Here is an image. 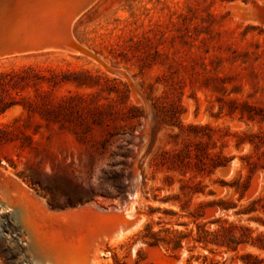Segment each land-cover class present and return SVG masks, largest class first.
I'll return each mask as SVG.
<instances>
[{
    "label": "rangeland",
    "instance_id": "374dc122",
    "mask_svg": "<svg viewBox=\"0 0 264 264\" xmlns=\"http://www.w3.org/2000/svg\"><path fill=\"white\" fill-rule=\"evenodd\" d=\"M83 1L1 4L0 264H264V0Z\"/></svg>",
    "mask_w": 264,
    "mask_h": 264
},
{
    "label": "water",
    "instance_id": "95a60500",
    "mask_svg": "<svg viewBox=\"0 0 264 264\" xmlns=\"http://www.w3.org/2000/svg\"><path fill=\"white\" fill-rule=\"evenodd\" d=\"M5 0H0V12L2 11L1 9V4L4 2ZM94 0H84L83 2L73 5L67 9L64 10V12L62 13L59 21L60 24L62 26H67L69 27L71 25V23L74 21V19L79 16L82 12H84L89 5L93 2ZM235 9H237L240 14L242 15H246V9L242 8L238 5L234 6ZM60 48V45H55V44H51L45 37V35H43L42 33H37L34 36H31L30 38L27 39L26 41V45L20 50L22 52H30V51H42V50H46L49 48Z\"/></svg>",
    "mask_w": 264,
    "mask_h": 264
},
{
    "label": "trees",
    "instance_id": "16d2710c",
    "mask_svg": "<svg viewBox=\"0 0 264 264\" xmlns=\"http://www.w3.org/2000/svg\"><path fill=\"white\" fill-rule=\"evenodd\" d=\"M145 237H149V238H151V239H153L152 241H147V243L148 244H150V245H153V244H156L158 241H160V240H158V238L156 237V234H154V233H150V232H148V234L145 236ZM203 240V238H201L200 236H199V240ZM246 256H248V257H251L250 255H246Z\"/></svg>",
    "mask_w": 264,
    "mask_h": 264
},
{
    "label": "bare ground",
    "instance_id": "6f19581e",
    "mask_svg": "<svg viewBox=\"0 0 264 264\" xmlns=\"http://www.w3.org/2000/svg\"><path fill=\"white\" fill-rule=\"evenodd\" d=\"M109 67H110V66H109ZM123 76H124V75H123ZM126 76H127V75H126ZM146 128H147V126H146ZM146 132H147V131H146ZM231 168H232V165H231ZM231 171H232V170H231ZM223 172H224V171H223ZM224 173H225V172H224ZM227 177H228V176H227ZM22 187H23V186H22ZM24 188H25V187H24ZM255 190H256V189H255ZM25 192L27 193L28 191H25ZM25 192H24V193H25ZM28 193H29V192H28ZM28 193H27V194H28ZM32 193H33V192H32ZM29 194H30V193H29ZM26 196L28 197L29 195H26ZM30 196H31V195H30ZM32 196H34V195H32ZM34 197H35V196H34ZM34 197H33V198H34ZM37 198H38V196H37ZM24 199H25V198H24ZM24 201H25V200H24ZM26 201H27V199H26ZM30 202L33 203V202H35V201L32 202L31 199H30ZM37 202H38V201H37ZM42 202H43V201H42ZM42 202H41V203H42ZM37 204H39V202H38V203H35L34 205H37ZM28 205H29V204H27V206H28ZM41 205H42V204H41ZM30 207H33V206L31 205ZM44 207H45V205H44ZM44 207H43V208H44ZM26 209H27V208H26ZM26 209H25V211H27ZM40 210H41V209H40ZM45 210H46V209H45ZM16 211H17V210H16ZM25 211H24V212H25ZM41 211H42V210H41ZM28 212H29V211H28ZM16 214H17V213H16ZM17 215H18V214H17ZM28 215H29V214H28ZM23 217H24V216H23ZM19 219H20V218H19ZM28 219H29V218H28ZM18 222H19V221H18ZM20 222H21V221H20ZM28 231H29V230H28ZM115 237H116V236H115ZM120 238H121V237H120ZM110 239H111V238H110ZM101 240H102V239H101ZM120 240H121V239H120ZM104 241H105V239H104ZM97 242H98V241H97ZM96 247H97V246H96ZM99 247H100V245H99ZM92 251H93V250H92ZM92 258H93V257H92ZM44 259H45V258H44ZM90 264H91V263H90Z\"/></svg>",
    "mask_w": 264,
    "mask_h": 264
}]
</instances>
